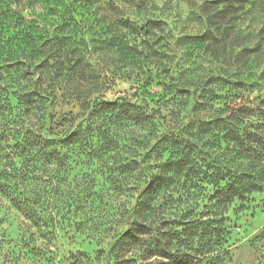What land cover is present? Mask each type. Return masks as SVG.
<instances>
[{
  "label": "trees",
  "instance_id": "trees-1",
  "mask_svg": "<svg viewBox=\"0 0 264 264\" xmlns=\"http://www.w3.org/2000/svg\"><path fill=\"white\" fill-rule=\"evenodd\" d=\"M182 1L212 29L201 36L203 52L223 55L228 66L236 43L227 31L252 2ZM135 5L0 0V196L50 232L64 222L86 229L102 201L115 200L118 227L106 250L114 264L135 248L152 258L146 264H202L176 246L183 232L197 235V223L163 231L166 210L175 191L196 202L205 190L215 235L228 231L229 210H245L264 192V89L246 74L253 34L235 29L237 68L195 82L197 73L181 72L175 59L180 41L170 22L177 7ZM261 26L264 33V20ZM122 80H133V93L116 90ZM152 84L160 94L150 95ZM208 244L209 252L217 243Z\"/></svg>",
  "mask_w": 264,
  "mask_h": 264
},
{
  "label": "rangeland",
  "instance_id": "rangeland-1",
  "mask_svg": "<svg viewBox=\"0 0 264 264\" xmlns=\"http://www.w3.org/2000/svg\"><path fill=\"white\" fill-rule=\"evenodd\" d=\"M158 1L168 2L173 7H177L173 12L174 17L170 26L173 38L180 41L176 46L175 59L180 65L181 72H187L191 76L197 73V77H194L196 82L197 79H204L213 72L219 71L218 74H221L225 69L237 68V64L233 61L241 46L238 44L239 38L236 37L235 29L240 27L242 34H253L248 48L252 50L249 57L252 62L250 72L247 71L246 74L257 81L258 87L262 86L264 89V77H259L261 68L264 67V33H260L264 20V4L262 6L264 0H249V3L252 2L250 10H248V4H245L238 14L233 32L227 31L230 33L227 39L234 40L236 43L232 46L233 52L228 66L224 63L223 55L214 60L209 51L203 52L205 43L201 42V36L212 29L207 24H202L199 18L191 15L192 11L188 9L184 1ZM133 2L138 4V0ZM129 8L132 9L126 6L128 13L131 11ZM27 12L28 10L23 11L24 14ZM100 12L105 11L100 10ZM195 38L197 41L193 40ZM227 53L230 54V51ZM97 57V54H93L92 62ZM115 88L123 93L131 94L135 83L133 80H122ZM147 89L150 95H157L162 91L161 87L155 84L147 86ZM205 192L202 190L195 202L190 199V195L183 193L179 197V193L175 191L170 208L166 210V215L169 213L167 215L169 220L166 222L167 226H163V231H169L168 227L180 231L188 220H193L191 225L194 221L197 223L198 233L195 235L196 231H193L191 233L194 234L184 232L180 234V240L176 246L181 251L198 255V258L203 260L202 264H264V192L253 194V201L247 204L245 210L237 213L229 210L225 215L227 219L224 221L228 231L217 229L215 235L210 233V229L215 224L209 219L210 216L206 214V208L203 207L206 202ZM165 199L164 197L159 200V203H162L161 206L169 201ZM111 203L109 205L102 201L101 213L90 214L89 223H93L86 229H74L71 224L64 222L50 232L51 230L38 229L31 221L25 219L7 198L0 196V264H114L113 257L110 258L106 252L111 234L118 227L115 222L117 217L113 214L117 201L112 200ZM191 205L194 206L193 212L185 213ZM102 215H104L103 218L99 217ZM155 221L159 224L161 221L159 216L155 218ZM94 222L99 224L93 226ZM214 240L217 244L208 252L205 248L209 246L208 242ZM125 258L129 260L124 264H146L152 260V258H142L141 251L136 248L133 251L128 250Z\"/></svg>",
  "mask_w": 264,
  "mask_h": 264
}]
</instances>
